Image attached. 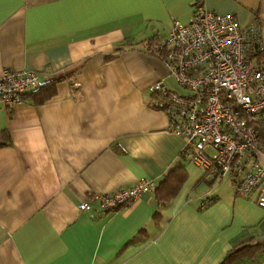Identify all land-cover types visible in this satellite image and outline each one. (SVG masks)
Instances as JSON below:
<instances>
[{"label":"crops","instance_id":"1","mask_svg":"<svg viewBox=\"0 0 264 264\" xmlns=\"http://www.w3.org/2000/svg\"><path fill=\"white\" fill-rule=\"evenodd\" d=\"M195 1L0 0V74L33 70L38 86L54 85L46 100L32 88L0 102V264H217L235 241L264 242L257 192L237 196L228 174L182 156L149 91L161 80L176 92L164 51L147 48L173 19L186 24ZM201 2L255 25L264 49V0ZM177 163L187 176L165 206L152 191L110 211L92 200L141 177L157 186ZM84 200L91 209H78Z\"/></svg>","mask_w":264,"mask_h":264},{"label":"built area","instance_id":"2","mask_svg":"<svg viewBox=\"0 0 264 264\" xmlns=\"http://www.w3.org/2000/svg\"><path fill=\"white\" fill-rule=\"evenodd\" d=\"M193 2L185 23L173 19L163 43L169 74L189 89L178 94L157 81L151 92L167 98L164 112L170 130L184 139L182 156L217 179L231 178L234 193L255 195V203L264 208V165L257 159L264 154L254 124L264 120V69L254 62L262 47L255 25L240 26L231 13H219ZM38 84L33 70H4L0 74V102L7 107L19 104L26 91ZM152 178L141 177L129 187L110 193L93 194L102 211L129 206L142 194L155 188ZM90 201L78 203V209L92 208Z\"/></svg>","mask_w":264,"mask_h":264},{"label":"trees","instance_id":"3","mask_svg":"<svg viewBox=\"0 0 264 264\" xmlns=\"http://www.w3.org/2000/svg\"><path fill=\"white\" fill-rule=\"evenodd\" d=\"M150 53L155 54L159 57L160 50L155 49L154 45L147 48ZM257 59L262 60L264 58V49L260 50L256 55L253 56ZM256 65L260 67L257 62ZM261 68V67H260ZM52 82H49L47 85H37L34 87V90L31 91V94H35L40 98L38 101L46 100L50 98L54 93ZM26 94V93H25ZM30 94V93H29ZM153 95H159V99H164V106L166 105L167 98L161 92H153ZM156 104H153L155 106ZM256 129V136L258 141L264 146V120L261 122H257L254 124ZM185 157V155H183ZM162 181L153 188L152 192L156 198V201L161 204V206H165L169 200L173 199L177 192L179 191V187L182 186L183 182L186 179V170L181 163H177L169 172L164 175ZM232 183V182H231ZM237 195V194H236ZM239 196V195H237ZM170 202V201H169ZM160 214L157 212L154 214L155 224L157 225L160 218ZM258 225L264 231V218L260 220ZM141 232V231H140ZM139 232V234H140ZM143 233V231H142ZM138 234V235H139ZM264 255V242H257L255 236H249L246 240L235 241L231 248L226 252L223 258L217 264H240L242 262H254V260L258 259V257Z\"/></svg>","mask_w":264,"mask_h":264},{"label":"rangeland","instance_id":"4","mask_svg":"<svg viewBox=\"0 0 264 264\" xmlns=\"http://www.w3.org/2000/svg\"><path fill=\"white\" fill-rule=\"evenodd\" d=\"M264 68V65H263ZM173 86L175 87L173 90H175L178 94H188L189 89H186L185 87L178 84L177 81H173ZM227 180V178H225Z\"/></svg>","mask_w":264,"mask_h":264}]
</instances>
